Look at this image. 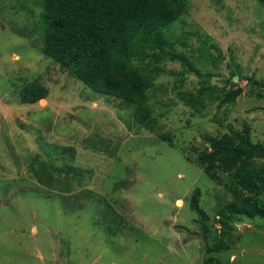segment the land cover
<instances>
[{
    "label": "rangeland",
    "instance_id": "1",
    "mask_svg": "<svg viewBox=\"0 0 264 264\" xmlns=\"http://www.w3.org/2000/svg\"><path fill=\"white\" fill-rule=\"evenodd\" d=\"M183 1L184 14L165 32L168 50L199 75L184 72L179 60H162L148 92L154 130L171 138L169 146L139 127L122 101L93 93L44 56L40 0H0V264H205L212 243H222L213 256L224 264H264V218L219 223L233 201L230 179L212 180L193 162L206 135L229 128L247 125L252 142L264 144V89L247 84L264 82V7L255 0ZM35 79L47 98L21 104L20 89ZM201 87L213 97L236 88L242 94L227 106L205 95L198 113L184 98ZM104 146L114 154L99 151ZM68 148L72 166L85 171L72 196L92 191L111 211L90 200L69 212L57 192L37 184L27 164L38 157L63 169L59 157ZM120 181L125 186L114 191ZM196 189L209 219L207 242L190 209ZM104 210L124 219L115 236L98 225Z\"/></svg>",
    "mask_w": 264,
    "mask_h": 264
},
{
    "label": "trees",
    "instance_id": "2",
    "mask_svg": "<svg viewBox=\"0 0 264 264\" xmlns=\"http://www.w3.org/2000/svg\"><path fill=\"white\" fill-rule=\"evenodd\" d=\"M255 1L264 7V0ZM185 5L183 0H40L42 52L93 93L122 101L132 110L133 120L139 127L155 133L161 141L172 146L168 135L154 130L156 119L152 117L148 92L162 72L159 67L162 60H179L184 72L194 70L199 75L185 56L168 50L170 46L165 36L168 27L184 14ZM217 52L220 54L219 50ZM247 84L264 89L261 81L247 79ZM211 92V88L201 87L196 95L184 98V102L201 113L205 95L206 99H219V106H227L235 103L242 89L222 90L219 97H213ZM252 94L263 98L260 92ZM47 96L48 89L37 79L27 82L19 91L21 104H35ZM204 138L207 146L198 152L193 162L210 179L217 180L219 174H225L231 184L233 201L221 212L223 219L219 223L225 225V221L234 216L264 218V202L261 201L264 196V144L252 142L247 125L242 130L229 128L220 136L206 135ZM67 151L70 152L68 156L59 157L63 169L38 157L27 164L37 184L57 192L69 212L81 211L90 200L111 211L105 200L92 191L82 189L72 196L73 185H83L85 171L72 166L74 150L68 148ZM99 151L110 155L115 152L108 146ZM122 186H125L124 181L117 182L114 191ZM198 198L196 189L190 209L196 214L197 224L207 242L209 219L199 207ZM101 214L98 225L106 226L109 235L115 236L122 231L125 226L122 216L114 211L110 215L106 210ZM205 250L209 254L205 264H224L213 256L224 250L222 243L208 244Z\"/></svg>",
    "mask_w": 264,
    "mask_h": 264
},
{
    "label": "water",
    "instance_id": "3",
    "mask_svg": "<svg viewBox=\"0 0 264 264\" xmlns=\"http://www.w3.org/2000/svg\"><path fill=\"white\" fill-rule=\"evenodd\" d=\"M263 238H264V235H263Z\"/></svg>",
    "mask_w": 264,
    "mask_h": 264
}]
</instances>
